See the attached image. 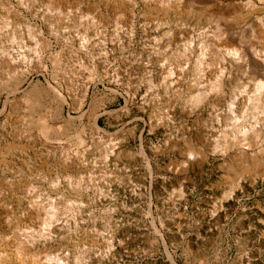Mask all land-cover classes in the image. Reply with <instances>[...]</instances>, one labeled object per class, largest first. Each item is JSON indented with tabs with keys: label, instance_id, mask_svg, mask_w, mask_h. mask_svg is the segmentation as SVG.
<instances>
[{
	"label": "rangeland",
	"instance_id": "1",
	"mask_svg": "<svg viewBox=\"0 0 264 264\" xmlns=\"http://www.w3.org/2000/svg\"><path fill=\"white\" fill-rule=\"evenodd\" d=\"M131 1L0 0V264H264L263 22L220 21L219 39ZM238 127L250 144L224 147ZM37 203L54 229L20 257Z\"/></svg>",
	"mask_w": 264,
	"mask_h": 264
},
{
	"label": "bare ground",
	"instance_id": "2",
	"mask_svg": "<svg viewBox=\"0 0 264 264\" xmlns=\"http://www.w3.org/2000/svg\"><path fill=\"white\" fill-rule=\"evenodd\" d=\"M117 1V0H116ZM131 1V0H129ZM264 1V0H262ZM132 2V1H131ZM130 2V3H131ZM51 4V3H50ZM59 4V3H58ZM138 4V3H137ZM53 5V4H52ZM142 5L145 9H147V11L149 10L150 12H156L157 15H162L163 16V20H169V19H173L175 22H177L178 24H182L183 22H186L188 20L194 19V18H205L207 21H212L214 22L218 28V38L220 39L223 34L227 33L226 30H224L223 28L219 27L221 25L220 21H225V22H233V23H244V22H251L252 23H262V25H264V17H259V16H255L254 15V10L255 8H257L256 3L254 0H142ZM54 6V5H53ZM59 6V5H58ZM133 6V5H132ZM233 6V7H232ZM56 7V6H55ZM54 7V8H55ZM137 7V6H136ZM230 7H232L231 9H233V12H231ZM50 8V7H49ZM60 8V7H59ZM56 11V10H55ZM58 11V10H57ZM62 14V13H60ZM88 18V17H87ZM224 23V22H223ZM5 24V23H3ZM10 24V23H9ZM8 24V26H9ZM3 26V25H2ZM222 26V25H221ZM230 27V26H229ZM232 27V26H231ZM1 31V30H0ZM179 33V32H178ZM216 35V34H215ZM259 35L264 37V26L263 28L259 31ZM226 36V35H225ZM14 37V35H13ZM12 37V38H13ZM199 38V37H198ZM217 38V37H216ZM217 38V39H218ZM264 39V38H263ZM208 40L207 38L203 39V42L206 43ZM191 42V41H190ZM189 42V43H190ZM192 43V42H191ZM205 46V44H204ZM208 46V45H206ZM214 46V45H213ZM215 47V46H214ZM190 48V47H189ZM201 48V47H200ZM204 48V47H202ZM211 48V47H210ZM209 48V50H210ZM263 48V47H262ZM213 49V48H212ZM211 51V50H210ZM227 54L229 53L230 55H234L236 57H242V55L247 54L248 50L244 49V48H236L234 47L233 49H227L225 51ZM254 52V51H253ZM264 52V51H263ZM205 53V52H204ZM208 53V52H207ZM40 54V53H39ZM206 54V53H205ZM202 55V54H201ZM229 55V56H230ZM256 55V54H255ZM1 56V55H0ZM39 57V55H38ZM40 57H44V56H40ZM39 57V58H40ZM206 57V56H205ZM235 57V58H236ZM11 58V57H10ZM204 58V56H203ZM27 59V58H24ZM35 59V58H34ZM38 59V58H37ZM200 59V58H199ZM43 60V59H42ZM81 60V59H80ZM206 60V59H205ZM202 60H200L201 62ZM264 62V59L261 60ZM26 62V61H24ZM198 62V61H197ZM23 63V62H22ZM30 63V61H29ZM32 63V60H31ZM203 63V61H202ZM201 63V64H202ZM204 64V63H203ZM207 64V63H206ZM75 65V64H74ZM198 65V64H197ZM24 66V64H23ZM31 66L34 68V70H36V72H39L43 75L47 74V67L45 65V63H43L41 60H38V62L36 64H31ZM77 66V65H76ZM207 66V65H206ZM29 67V66H28ZM201 67V65L199 66ZM32 68V70H33ZM203 70V69H202ZM202 70L199 69V71L197 72H201ZM222 74V73H221ZM199 77V76H198ZM201 77V75H200ZM201 80V79H200ZM221 80V79H219ZM199 82V80L197 81ZM218 83L216 84V89L220 90L222 88V80L221 81H217ZM200 83V82H199ZM260 84V83H259ZM214 85V84H213ZM154 87V86H153ZM214 87V89H215ZM215 89V90H216ZM257 94H255L253 97H251L249 100L252 101L251 105L253 107V110H256L258 112H260L259 114L262 115V117L264 118V88L263 85H258L257 84V88H256ZM255 89V90H256ZM256 93V91H255ZM204 92H200L197 93L195 95V102L199 103L202 101L204 95ZM39 99V98H37ZM37 99H33V98H28V104L31 106L30 108H35L37 106L38 101H36ZM248 101V100H247ZM250 102V101H249ZM129 103V102H128ZM196 103V104H197ZM250 105V104H249ZM232 108V107H231ZM251 108V107H250ZM252 109V108H251ZM3 114L8 112V107L4 106L3 108ZM254 112V111H253ZM255 113V112H254ZM254 116V114L252 115ZM255 117V116H254ZM261 117V116H260ZM256 120V119H255ZM258 120V119H257ZM238 121V120H236ZM259 121V120H258ZM263 120H261L262 122ZM38 123L40 125L41 131L43 132L44 136H46L47 138L51 137V134L53 133V127L52 125L49 123L48 119L46 116H41L38 119ZM258 125V124H257ZM261 127V126H260ZM240 127H238L237 129H239ZM251 127L249 126V129ZM23 129V128H22ZM254 130V129H253ZM236 132V131H235ZM20 133V132H19ZM25 133V132H24ZM239 134H243L241 137V139H236V140H232V142H230V140H228L226 138V146L228 149L236 146V145H249L250 143H248V138L247 136H245L246 131L245 129H239L238 130ZM249 134V132H247ZM41 134V135H43ZM236 134V133H235ZM238 134V135H239ZM254 134V133H253ZM22 135V134H21ZM40 135V134H39ZM256 135V134H255ZM254 135V136H255ZM236 136V135H235ZM19 137V136H18ZM25 137V136H23ZM37 137V136H36ZM41 136H39L40 138ZM43 137V136H42ZM228 137V136H227ZM248 137H250L248 135ZM45 139V137H43ZM240 138V137H239ZM252 138V136H251ZM38 139V138H37ZM44 141V140H43ZM42 142V141H41ZM224 142V141H223ZM47 143V141L45 142ZM33 144V143H32ZM224 145V144H223ZM223 147V148H224ZM235 148V147H234ZM237 148V147H236ZM188 154H192V150H188ZM246 151H242L239 155L241 156H245V158L247 159V161L249 162V164L252 165V167L256 166L259 163V159L255 154H248ZM240 156V157H241ZM243 159V158H242ZM241 159V160H242ZM246 161V162H247ZM251 167V168H252ZM250 167L248 168L249 170L251 169ZM79 184V183H78ZM33 201V200H32ZM37 204H33L34 208L31 209V212H36L37 217L36 218H40L41 219V223L44 224L42 225L44 227V229H40L42 230L41 233L39 234L37 231H35L36 234H29V231H26L27 229H25V226L23 225H19L17 227H15L14 231H12L11 234H13V238L14 240L17 242L18 244V249H19V255L20 257H27L29 256L30 252H31V248L35 245V241H37V238L39 237V235H43L45 237H47V234L50 232V229L53 228L54 223L53 220H56L57 218H55V213L51 212L52 215H48L49 218L47 217V213L44 212V208H42L40 205ZM31 205V204H30ZM32 206V205H31ZM30 208V207H29ZM30 213V212H29ZM44 216V217H43ZM35 217V216H34ZM55 218V219H54ZM34 221V220H33ZM40 223V224H41ZM56 223V222H55ZM38 224L41 228V225ZM57 224V223H56ZM29 226V225H28ZM27 227V226H26ZM13 228V227H12ZM28 228V227H27ZM54 229V228H53ZM39 230V231H40ZM29 232V233H27ZM33 232V231H32ZM52 233V232H51ZM50 234V233H49ZM6 236L1 235L0 234V241H4ZM41 238V237H40ZM44 240V239H43ZM33 254V253H32ZM35 257V256H34ZM49 257V256H48ZM53 258V257H51ZM50 258V259H51ZM55 259V258H54ZM37 260V259H36ZM48 260V259H47ZM27 261V260H26ZM35 261V260H34ZM52 261V260H51ZM55 261V260H54ZM59 261V260H58ZM51 264V263H50ZM58 264V263H57Z\"/></svg>",
	"mask_w": 264,
	"mask_h": 264
}]
</instances>
